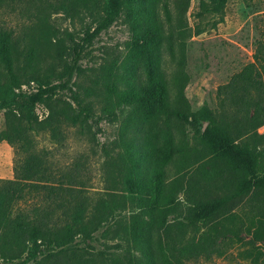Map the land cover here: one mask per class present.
I'll return each instance as SVG.
<instances>
[{
  "label": "trees",
  "instance_id": "16d2710c",
  "mask_svg": "<svg viewBox=\"0 0 264 264\" xmlns=\"http://www.w3.org/2000/svg\"><path fill=\"white\" fill-rule=\"evenodd\" d=\"M197 2L201 16L220 14L226 0ZM173 4L172 15L169 0H0V141L12 148L14 179L51 185L44 225L0 231V264L23 254L50 264H104L92 251L96 233L126 238L141 257L126 252L112 264H195L230 236L213 222L236 206L264 220V131H256L264 125V31L252 61L216 88L218 113L190 109L182 70L188 0ZM52 15L79 24L80 41ZM113 22L130 32L127 51L83 84L73 75L83 43ZM163 50L173 66L169 80L160 69ZM120 103L125 119L109 147L100 146L106 188L93 199L81 194L88 181L82 155L60 165L35 140L45 135L58 149L68 130L93 136L90 120ZM169 115L202 130L176 142ZM177 192L186 208L167 220L162 211Z\"/></svg>",
  "mask_w": 264,
  "mask_h": 264
},
{
  "label": "rangeland",
  "instance_id": "374dc122",
  "mask_svg": "<svg viewBox=\"0 0 264 264\" xmlns=\"http://www.w3.org/2000/svg\"><path fill=\"white\" fill-rule=\"evenodd\" d=\"M197 3V0H188L184 13L189 36L185 39L182 65L185 74L183 94L190 109L205 105L217 114L216 88L226 83L233 73L252 61V54L264 31V0H226L220 14L206 13L201 16L196 15ZM168 6L173 15V0H169ZM13 16H10L11 21L8 25H14ZM52 17L55 18L54 22L57 26L72 33L73 38L80 41L82 34L79 32V24L62 19L59 15H52ZM195 30H199L198 34H195ZM129 33L126 25L113 22L93 36L88 45L83 43L76 61L80 71L78 74H73L77 76L76 80L86 84L88 82L86 78H91L100 72L99 67L102 63L115 60L116 64L119 63L127 51L130 42ZM71 45L69 38H65V49ZM68 51L73 57L71 50ZM171 68L173 66L168 62V53L163 50L160 69L164 73V78L168 80L171 78L169 74ZM35 112L40 117L43 109L36 106ZM125 116L126 111L120 103L111 110V114L103 116L100 120H90L93 136L79 135L73 129L68 130L64 147L56 149L57 147L45 135H40L36 137L35 149L49 150L51 159L60 165L68 163L81 154L88 176V181L81 194L96 199L98 193L106 188L103 181L104 171L101 166L103 156L100 146L109 147ZM166 122L176 142L182 139L189 140L193 132L202 130L197 123H183L172 115L167 116ZM3 126V115L0 114V129ZM256 131L257 133L263 132L264 125L258 127ZM12 155V148L4 141H0V228L4 229L41 221L40 216L43 214L37 213L36 210L31 209V206L35 202L37 203L34 205L41 203V199H44V202L49 200V186L33 181L20 182L12 177ZM207 187L210 195L216 193L211 186L207 185ZM185 208L181 193L177 192L176 201L163 209L162 213L167 220H170L180 211L183 212ZM221 223L218 222L216 227L222 228ZM236 224L225 223V227L231 229L236 227ZM239 230V232L242 231ZM256 234L261 235L256 241V246H246L236 240H233L234 242L225 241L224 243L228 244H224V250L221 247V250L209 261H197L195 264H264V229L258 230ZM92 245L93 252L101 253L104 264H112L110 259L119 258L126 252L131 253L135 258H141L131 248L126 238L108 239L96 233ZM22 256L11 263L50 264L39 255L34 260H23ZM94 257L96 260L99 259L96 255ZM129 264H134V262L131 260Z\"/></svg>",
  "mask_w": 264,
  "mask_h": 264
},
{
  "label": "crops",
  "instance_id": "0c3cea01",
  "mask_svg": "<svg viewBox=\"0 0 264 264\" xmlns=\"http://www.w3.org/2000/svg\"><path fill=\"white\" fill-rule=\"evenodd\" d=\"M16 180V179H15ZM20 182H24L25 180H17ZM36 183H40V184H45L47 186H49V198H50V189H51V185L49 183H44V182H36ZM42 202H38L37 205L32 204L31 209L36 210L37 213L39 214H43L41 217V221H37V222H31L30 224L27 225H22V226H18V227H24V226H30V225H44L46 222V213L48 210V206H49V200L48 202H44V199H41ZM46 201V200H45ZM34 205V206H33ZM218 222H222L221 223V227L222 228H217L215 224H217ZM225 223H233L236 224V227L234 226L231 229H228L225 227ZM214 226L216 229L222 231L223 233L226 234H230V236H228V238L223 239L220 242V249L221 247L224 248V244L227 245V242H234L233 240H236L237 242H239L240 244L243 245H253L256 246V241H258V237L261 236L260 234L257 235V231L260 229H264V220L256 217L255 215L251 214L250 212H248L242 205H238L236 206L233 210H231L229 213H227L226 215L222 216L221 218H219L218 220H215L213 222ZM241 226V232L240 235L244 237V239L249 240V243L243 242L241 240H239L237 237L233 236V234L238 233L239 232V228ZM16 228V227H15ZM4 228L1 227L0 231L3 230ZM225 241H227L226 243H224ZM223 242V243H222ZM218 251V252H219ZM216 252V253H218ZM216 253H214L213 255H215ZM212 255V256H213ZM252 260V259H251ZM250 260V262H251ZM253 261V260H252Z\"/></svg>",
  "mask_w": 264,
  "mask_h": 264
}]
</instances>
